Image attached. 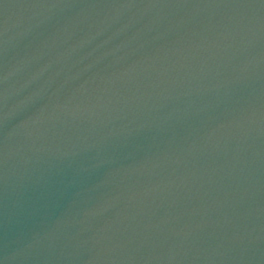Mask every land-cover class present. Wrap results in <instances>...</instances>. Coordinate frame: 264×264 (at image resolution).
<instances>
[{"label": "water", "instance_id": "water-1", "mask_svg": "<svg viewBox=\"0 0 264 264\" xmlns=\"http://www.w3.org/2000/svg\"><path fill=\"white\" fill-rule=\"evenodd\" d=\"M0 264H264V0H0Z\"/></svg>", "mask_w": 264, "mask_h": 264}]
</instances>
